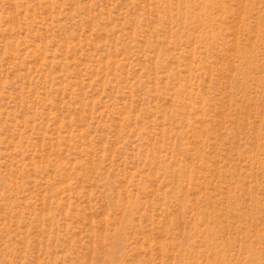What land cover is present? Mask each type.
<instances>
[{
	"label": "rangeland",
	"instance_id": "1",
	"mask_svg": "<svg viewBox=\"0 0 264 264\" xmlns=\"http://www.w3.org/2000/svg\"><path fill=\"white\" fill-rule=\"evenodd\" d=\"M0 264H264V0H0Z\"/></svg>",
	"mask_w": 264,
	"mask_h": 264
}]
</instances>
